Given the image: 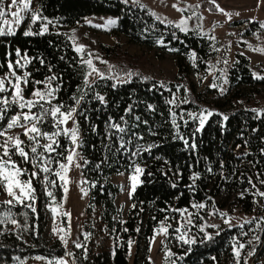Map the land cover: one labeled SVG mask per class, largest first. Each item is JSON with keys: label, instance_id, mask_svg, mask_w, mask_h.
Segmentation results:
<instances>
[{"label": "trees", "instance_id": "obj_1", "mask_svg": "<svg viewBox=\"0 0 264 264\" xmlns=\"http://www.w3.org/2000/svg\"><path fill=\"white\" fill-rule=\"evenodd\" d=\"M199 6L221 13L209 0H201ZM35 7L53 21L49 25V33L24 36V31L30 27L27 18L15 36L0 37V78L7 75V61L18 59L15 51L19 48L22 55L26 53L32 61L17 72L18 75L24 72L31 74L26 93L33 91L32 80L44 81L50 75L59 78L53 82V87L57 89L53 103L75 106L74 98L87 93L80 105L76 106L81 169L90 188L89 208L95 205L100 207L103 219L111 228L113 246L110 251L92 253L87 247L86 252L78 249L79 253L75 252L76 264H152L148 258L149 242L160 223L178 218L193 203L214 204L215 198L224 189L231 193L244 192V196L237 199L246 213H254L260 200V214L264 218V197L255 194L264 192V107L237 104L235 100L215 103L211 107L203 104V98L196 92L190 74L192 71H206L214 55L212 41L207 35L197 29L182 31V27L161 19L144 5L130 1L125 3L124 0H35ZM92 15L116 16L117 21L108 29L109 33L123 34L133 43L155 49L161 55L174 56L178 66L175 79L163 80L136 73L123 83L114 79H95L91 89L87 88L84 76L88 69L81 63L80 54L76 52L69 35L56 25H74ZM231 24H246L245 35L263 25L262 21L249 18L234 19ZM39 27V24L31 26L33 31ZM103 49L108 54L114 51V48ZM41 59L43 64L40 63ZM254 74L249 58L238 54L229 70L231 88L244 84L264 86V79H258V75ZM35 87L42 89L44 85ZM176 94L179 97L176 98ZM7 95L10 96L11 92ZM97 95L104 96L105 101L101 103ZM169 100L175 103L169 104ZM185 100L187 103L182 102ZM202 110L213 114L208 116L203 129L196 132L199 121L193 120L188 113L198 116ZM17 111L14 107L8 117ZM173 112L176 113L178 130L172 124ZM224 116L228 120L225 121ZM7 122L6 117L0 122V127ZM110 123L120 124L126 132L121 134L110 129ZM42 130L53 131L48 124ZM121 135L125 141L123 148H120ZM179 136L197 147H187ZM59 139L62 147L58 151L71 147L69 139L63 136ZM238 148L241 149L240 154L237 153ZM137 152L139 154L135 155ZM26 164L31 167L30 163ZM136 165L144 169V174L140 176L142 182L130 198L127 218L122 223L120 219L113 218L115 214H120L113 201L120 187L111 182L110 176L132 172ZM51 168L58 170L55 163ZM41 175L43 177L45 174ZM194 175L199 178L193 180ZM25 178L28 180L29 176L25 175ZM49 179L54 180L55 184L46 185L40 178L32 179L35 212L24 204L13 203L11 206L12 217H19L25 211L28 213V237L36 247L29 245L15 231H5L2 223L0 262L13 264L16 255L23 256L40 250L54 263L57 257L66 253L65 247H48L42 240L43 192L55 188L62 196L64 191L58 177L50 175ZM0 205H3L0 208L2 218L4 214H9L10 206L4 201H0ZM253 218L256 219L251 224L244 222L227 226L208 237L188 242L179 240L173 252L174 264H236L234 247L238 242L246 245L241 250L240 264H244L245 260L247 264H262L255 255L258 252L260 256L264 255V220L257 228L255 224L261 217L254 215L250 219ZM255 236H259L260 240L254 241ZM129 240L135 243L133 255L131 247L129 254ZM250 240L253 242L249 245ZM250 250L252 255L249 256L247 253Z\"/></svg>", "mask_w": 264, "mask_h": 264}, {"label": "rangeland", "instance_id": "obj_2", "mask_svg": "<svg viewBox=\"0 0 264 264\" xmlns=\"http://www.w3.org/2000/svg\"><path fill=\"white\" fill-rule=\"evenodd\" d=\"M139 3L150 9L161 19L175 23L183 29H197L207 35L212 41L214 55L210 58L206 71H192L190 79L193 82L196 92L202 96L203 104L208 107L215 103L236 101L237 104H244L251 107H264V86H252L248 84L231 88L229 80V70L237 59L238 54L246 55L250 60V67L258 76H264V52L256 51L264 49V28L257 27L251 34L245 35L246 24L232 25L234 19L249 18L250 20H260L264 25V0H215V3L225 12L231 14L229 20L223 13L202 9L199 6L201 0H127ZM11 0H4L6 12L15 11V8H8ZM175 5V7H173ZM35 7V0L32 5ZM29 13L24 14V20L21 25L27 21ZM10 22L13 17L6 16ZM108 20L117 21L116 16L111 15H92L85 18L82 22L74 25L58 24L60 30L67 33L72 40L75 48L79 45L85 47L84 53H79L84 59L92 58L93 64L106 75H114L131 71L133 73H143L163 80H174L178 73L177 60L170 54L161 55L155 49L142 46L131 42L123 34H111L108 29L113 24H108ZM181 21L186 23L181 24ZM91 22V23H89ZM16 26V31L21 27ZM91 25H100L93 27ZM114 48L111 54L104 51L103 48ZM116 48V49H115ZM87 53H91L89 57ZM107 55V56H106ZM99 57V59H96ZM106 61L107 63H101ZM225 61L227 63H225ZM112 71H109V68ZM18 74V73H17ZM94 78H89L92 81ZM226 81V82H225ZM217 87L213 88L212 85ZM223 88V92L220 89ZM25 98L32 97L24 90ZM179 94H176V98ZM230 105V104H228ZM27 111V109H25ZM77 121V113L75 114ZM66 127H73L72 121H68ZM22 127H15L7 132L6 135L17 137L27 144V138L23 135ZM4 137H0L2 142ZM46 141H41L45 143ZM24 145H22L23 147ZM25 151H29L25 147ZM79 151V148H78ZM80 153V152H79ZM241 153V149H237ZM81 157V155H80ZM12 160L22 168L31 173L34 169L29 168L17 153L12 156ZM82 164V157L78 161ZM132 172L116 173L110 176L111 182L120 187L113 201L119 210V216H113L115 219L124 221L127 218L129 207L131 205L129 191L131 188ZM69 183L66 185L67 192L63 191L60 196L55 188H49L53 197H49L43 192L44 201L42 205L44 230L42 240L48 247H65L66 253L57 257L53 263L51 258L40 250L27 255L14 257L13 264H58L60 260H66L69 264L75 263V252L78 251L74 245L81 243L87 247L91 253L98 250H112L113 235L108 222L103 219L100 213V207L95 205L89 208L90 188L86 184L81 168H71L66 174ZM41 181L43 177L40 173ZM21 180H27L25 175L19 177ZM6 183V182H5ZM19 194V189H14ZM243 193V195H241ZM244 196V192L231 193L224 189L219 196L215 198V203H193L192 206L184 210L178 218L168 219L160 223L154 236L149 242L148 258L152 264H174L173 252L178 247L179 240L190 241L203 236H210L219 232L222 228L243 224L254 215L261 217L260 210L262 203L258 200L254 213L242 211L238 197ZM11 199L0 189V201ZM16 203V202H14ZM204 204V208L197 205ZM88 209H90L88 211ZM8 214H4L3 217ZM2 217V218H3ZM16 223H11V219L3 223L5 231H15L16 234L26 239L29 245L36 247L28 237L30 228L29 215L25 211L19 217H12ZM230 221V223H228ZM263 220L258 219L255 227L260 228ZM70 227V233L68 229ZM162 227L168 228L167 233L160 231ZM179 229V231H177ZM55 230V231H54ZM65 236L67 244L59 239ZM87 236V239L85 237ZM264 242V241H263ZM71 252L69 256L67 253ZM135 252V243L131 245V255ZM259 261L264 264V255H255ZM39 258V259H38ZM254 258V257H253ZM253 260V259H252ZM0 264H7L0 262Z\"/></svg>", "mask_w": 264, "mask_h": 264}, {"label": "snow or ice", "instance_id": "obj_3", "mask_svg": "<svg viewBox=\"0 0 264 264\" xmlns=\"http://www.w3.org/2000/svg\"><path fill=\"white\" fill-rule=\"evenodd\" d=\"M34 0H11L8 8H15V11L6 12L4 0H0V37H8L15 36L17 34L16 26H20L22 20H24V14L29 13L28 19L30 20L29 30L24 31V36H44L49 33V25L53 24V21L49 18L45 17L39 8H34L33 5ZM127 3V0H124ZM209 3L213 5L215 10L220 11L228 19H231V14L225 12L224 9L220 8L219 5L215 3V0H209ZM175 7V5L173 6ZM212 9H209L211 11ZM10 15L13 17V20L10 22L6 19V16ZM91 23V22H89ZM108 24H115V20H108ZM186 23L185 21H181V24ZM39 24L40 27L35 31L32 30L31 26H35ZM93 27H101L100 25H91ZM264 28V25H261ZM182 31H186V29H181ZM77 53H84L85 47L83 45H79L76 47ZM256 51L264 52V49H257ZM10 55V54H8ZM89 57L92 56L91 53H87ZM15 56L18 58L15 61L8 60L7 61V75L0 78V122H3L7 117L8 122L3 127H0V137H4L3 141L0 142V189L5 191V194L11 197V199L5 201V204L9 205V214L3 218H0V224L6 222V220L11 219V223L15 224L16 220L11 218V206L14 202L19 204H24L25 207L31 208L33 212H35L34 202H35V189L32 187V179L39 178L40 173H44L43 180L46 185H54L55 181L50 180V175H55L62 182V187L64 191L67 192L66 185L69 183L67 179V173L71 168H81L82 164L78 161L81 159L78 148L80 147L79 141V125L75 119V114L78 109L76 106H79L81 100H83L84 95L74 98L75 106H65L63 103H53L56 99V91L57 89L53 87V82L58 80L59 78L55 75H50L45 78L44 81H36L32 80L33 91L32 97L34 98H25L24 90L27 88L30 82V73L24 72L23 75H18L17 72L20 69H24L28 64L32 61L28 58L27 54L24 53L22 55L21 50L19 48L15 51ZM193 57H195V53H193ZM99 59V57H96ZM40 63L43 64V59L40 60ZM81 63L87 67L88 71L84 76L85 86L91 89L92 84L95 82V79L103 80V79H114L118 82H127L132 76L137 75L131 71L124 72L123 75L116 73L113 76H107L104 72L98 69L93 64V59L88 58L84 59L81 56ZM101 63H107L106 61H101ZM225 63H227L225 61ZM109 71H112V68H109ZM255 76V74H254ZM94 78L92 81L89 78ZM258 79H264V77L256 76ZM226 82V81H225ZM7 84V87H6ZM43 84L44 87L42 89L36 88V85ZM116 85L114 84L113 87ZM163 87V85H161ZM213 88H216L217 85L213 84ZM223 92V88L220 89ZM11 92V95H7ZM101 103L105 101V97L102 95H97L96 97ZM183 103H187V101H182ZM169 104H174V100H169ZM18 109V111L8 117V113L13 108ZM151 107V106H149ZM27 109V111H25ZM35 109V111H33ZM130 111V109H129ZM255 111V110H254ZM213 113L208 112L207 110H202V112L197 116L192 113H188V115L193 119L199 121V127L196 129V132H199L203 129L205 122L208 116H211ZM173 120L172 124L174 127L179 129V125L176 124L175 116L176 113H171ZM51 118V119H49ZM137 119H139L137 117ZM183 119V116L181 117ZM223 119L228 120L227 116H224ZM68 121H72L73 127H66ZM187 123V121H185ZM48 124L53 131L49 132L46 130H42L43 126ZM15 127H22L24 129L23 135L27 138L28 143L21 140L19 136L12 137L6 135L7 132ZM110 129H115L118 133H125L126 129L117 123H110ZM115 133H113L114 135ZM66 137L69 139L71 143V147H64V151H58L59 148L62 147L60 144V137ZM111 139V137H108ZM184 141V144L191 148L195 149L197 145L195 143L189 144V141L182 136L178 137ZM46 141L45 143H41V141ZM120 140V148L125 146V141L123 135L119 137ZM130 142V141H129ZM22 145H24L22 147ZM25 147L29 148V151H25ZM19 154L22 161L24 163L32 164L33 171L29 173L26 169L20 168L15 161L12 160V156ZM138 155L139 153H134ZM55 163L57 165L58 170H53L51 165ZM211 171V169H209ZM144 174V169L139 165L134 167V173L131 175L130 179L132 181L131 188L129 191V197L131 198L132 194L136 191V188L140 180V176ZM22 175H28V180L19 179ZM197 175L193 176V180L198 179ZM6 182V183H5ZM249 183H251V179H249ZM264 183V181H262ZM253 187H255L253 185ZM14 189H19V194ZM256 195L260 197H264V192H257ZM49 197H53L51 191L47 192ZM243 195V193L241 194ZM27 201V202H26ZM3 205H0L2 208ZM133 208L136 207L135 204L132 205ZM199 208H204V204L197 205ZM256 218L246 220V224L253 223V220ZM260 220H264V218H259ZM123 223V221H122ZM230 223V221L228 222ZM240 227H243L241 225ZM55 231V230H54ZM127 231V229H124ZM139 231V229H137ZM161 232L167 233L168 228L162 227L160 229ZM179 231V229H177ZM68 233H70V227L68 229ZM246 235V233H245ZM183 239V237H181ZM59 239L67 244V240L65 236H60ZM87 239V236L85 237ZM254 241H259L260 237L255 236L253 238ZM250 240L249 245L253 242ZM188 242V241H186ZM132 241H128L129 246V254L130 247ZM78 249H83L86 252V248L81 243H76L74 245ZM246 245L244 243L238 242L234 247V255L236 257V264H240L241 259V250L245 249ZM69 256L72 255L71 252L67 253ZM247 255H252V251L250 250ZM86 258V257H85ZM39 259V258H38ZM58 264H69L66 260L58 261ZM244 264H247V261H244Z\"/></svg>", "mask_w": 264, "mask_h": 264}]
</instances>
